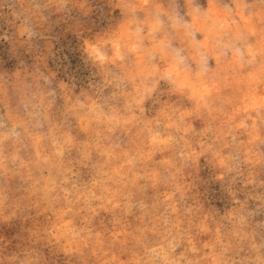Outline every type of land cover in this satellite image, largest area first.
Returning a JSON list of instances; mask_svg holds the SVG:
<instances>
[{
	"label": "rangeland",
	"instance_id": "obj_1",
	"mask_svg": "<svg viewBox=\"0 0 264 264\" xmlns=\"http://www.w3.org/2000/svg\"><path fill=\"white\" fill-rule=\"evenodd\" d=\"M28 254L264 259V0H0V264Z\"/></svg>",
	"mask_w": 264,
	"mask_h": 264
},
{
	"label": "clouds",
	"instance_id": "obj_2",
	"mask_svg": "<svg viewBox=\"0 0 264 264\" xmlns=\"http://www.w3.org/2000/svg\"><path fill=\"white\" fill-rule=\"evenodd\" d=\"M179 17L174 16L173 10L171 7L166 12H160L157 10L152 17L153 27L157 31L162 30L166 25H172L174 20H178ZM242 38V37H241ZM166 47V45H165ZM169 238L175 239L174 235L170 234L169 237H165V242L163 243V249L165 253H168L170 256L174 255L172 250L168 247L167 240ZM154 257H160L163 254L157 250L155 253L151 254ZM16 264H39L37 260L32 258L31 254L24 255L16 261ZM147 264H163L162 259H150ZM181 264H184L182 261ZM258 264H264V259L260 260Z\"/></svg>",
	"mask_w": 264,
	"mask_h": 264
}]
</instances>
